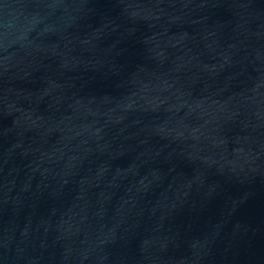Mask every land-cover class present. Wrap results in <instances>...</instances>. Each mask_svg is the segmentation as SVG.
<instances>
[{"label": "water", "instance_id": "water-1", "mask_svg": "<svg viewBox=\"0 0 264 264\" xmlns=\"http://www.w3.org/2000/svg\"><path fill=\"white\" fill-rule=\"evenodd\" d=\"M0 264H264V0H0Z\"/></svg>", "mask_w": 264, "mask_h": 264}]
</instances>
